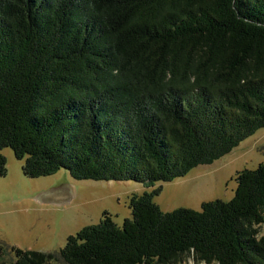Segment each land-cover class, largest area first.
Masks as SVG:
<instances>
[{
	"label": "trees",
	"instance_id": "1",
	"mask_svg": "<svg viewBox=\"0 0 264 264\" xmlns=\"http://www.w3.org/2000/svg\"><path fill=\"white\" fill-rule=\"evenodd\" d=\"M264 129V0H0V177L153 187L212 165ZM230 202L164 212L132 195L71 235L67 264H264V163ZM0 247V253H3ZM11 264L55 254L12 249Z\"/></svg>",
	"mask_w": 264,
	"mask_h": 264
},
{
	"label": "rangeland",
	"instance_id": "2",
	"mask_svg": "<svg viewBox=\"0 0 264 264\" xmlns=\"http://www.w3.org/2000/svg\"><path fill=\"white\" fill-rule=\"evenodd\" d=\"M7 159V174L0 177V264L15 260L12 249L50 254L52 264H67L60 257L71 235L97 225L108 213L119 226L132 218L130 198L160 189L154 202L162 211L177 209L201 211L202 204L221 200L230 202L236 194L237 174L257 169L264 163V129L245 140L229 155L212 165L199 166L185 177L153 187L134 181L75 180L61 169L41 178L23 173L25 161L18 160L10 148L1 152ZM64 191L73 197L68 204L55 203L47 194ZM179 264H205L193 255Z\"/></svg>",
	"mask_w": 264,
	"mask_h": 264
},
{
	"label": "water",
	"instance_id": "3",
	"mask_svg": "<svg viewBox=\"0 0 264 264\" xmlns=\"http://www.w3.org/2000/svg\"><path fill=\"white\" fill-rule=\"evenodd\" d=\"M47 198L55 203L68 204L73 197H71L68 192L56 191L47 194Z\"/></svg>",
	"mask_w": 264,
	"mask_h": 264
}]
</instances>
